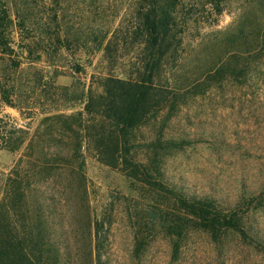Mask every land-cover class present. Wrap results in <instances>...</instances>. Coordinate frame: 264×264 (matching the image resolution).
Instances as JSON below:
<instances>
[{
	"label": "trees",
	"instance_id": "16d2710c",
	"mask_svg": "<svg viewBox=\"0 0 264 264\" xmlns=\"http://www.w3.org/2000/svg\"><path fill=\"white\" fill-rule=\"evenodd\" d=\"M226 1L0 0V110H16L30 121L42 116V123L54 121L72 139V146L60 143L53 154L44 149L32 154L33 138L48 134L38 127L31 136L28 127L0 112V154L19 156L0 172V264H60L53 218L35 198L44 194L42 184L71 165L77 182L84 179L83 145L132 190L148 194L142 207L148 224L135 233L133 264H140L154 234L168 240L173 262L191 232L204 233L217 247L232 235L264 256V236L250 224V214L264 209V184L259 193L227 206L213 196L191 194L164 175L166 159L194 143L164 132L178 109L228 83H246L254 62L264 56V0H237L251 21L227 37L231 50L198 75L183 72L184 46L198 25L193 9L211 6L219 15ZM97 55L87 87L76 78L57 84L59 69L82 75ZM161 114L157 132L139 142L137 132ZM101 226L95 221L94 248L88 252L96 262Z\"/></svg>",
	"mask_w": 264,
	"mask_h": 264
},
{
	"label": "rangeland",
	"instance_id": "374dc122",
	"mask_svg": "<svg viewBox=\"0 0 264 264\" xmlns=\"http://www.w3.org/2000/svg\"><path fill=\"white\" fill-rule=\"evenodd\" d=\"M192 12L198 25L191 29L182 54L183 72L189 77L198 75L205 64L215 62L231 50L225 43L227 37L238 34L240 28L251 21L249 12L243 11L237 0L223 3L219 15L211 6L205 9L195 6ZM98 58L97 55L92 60V66H85L82 75H74L70 69H59L61 75L56 79L57 84L70 85L76 78L87 87ZM254 63L246 83H228L191 99L168 122L164 129L166 136L194 140L191 146L166 159L164 175L169 182L186 188L191 194L213 196L227 206L241 195L252 191L257 194L262 190L264 56ZM0 112L18 126L28 127L31 136L36 134L38 127L41 133L48 134L33 138L32 154L36 155L39 149L53 154L61 147L60 143L72 146V139L63 135L60 125L54 121L42 123V116L36 121L25 120L19 112L7 107H2ZM69 113L65 112L66 115ZM23 114L27 113L24 111ZM162 118L161 114L137 132L139 142L157 132ZM68 123L76 127L72 120ZM82 150L84 179L79 181L80 184L71 173L76 166L71 165L66 172L61 170L62 174L42 184L44 194L35 198L43 202L53 218L51 233L59 248L60 264H133L135 233L140 229L146 231L148 224L142 210L147 206L143 195L148 194L139 189L132 190L117 170L96 159L92 148L83 145ZM138 157L143 160V153ZM18 159V155L0 154V172L5 173ZM95 221L102 222L98 234L101 242L96 254L98 262L95 254L90 257L88 253L94 248ZM250 224L264 236V209L250 214ZM140 264H264V256L241 246L232 235L217 247L204 233L191 232L183 244L180 258L173 262L168 240L154 234Z\"/></svg>",
	"mask_w": 264,
	"mask_h": 264
}]
</instances>
